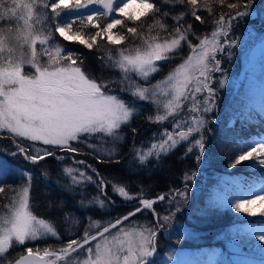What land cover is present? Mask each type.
I'll use <instances>...</instances> for the list:
<instances>
[{
	"label": "rangeland",
	"instance_id": "374dc122",
	"mask_svg": "<svg viewBox=\"0 0 264 264\" xmlns=\"http://www.w3.org/2000/svg\"><path fill=\"white\" fill-rule=\"evenodd\" d=\"M246 1L247 2L244 3V5H246L242 10L245 11L244 14L238 17L236 14L229 15V13H231L230 8L220 14L225 16V24L227 25L226 28L229 32L227 37L221 36L217 38L224 48L223 52L215 53V58L220 61V71L211 72V79L205 81L204 77L200 76L197 68L191 69L188 73V84L185 89V95L180 98V107L176 108L175 104H173L171 115H168L169 109L164 107L174 95L171 86L175 81L170 80L169 77L174 76L176 74V69H178L181 64L189 61V59L195 64L197 58L203 51L200 40H212V32L216 30L215 21L220 15L218 18L212 19L214 20V23L203 22L198 25L200 27H194V29H197L194 32L192 31L191 33L190 30V32L187 33L186 39L181 42L180 47L175 52L169 54V58L166 59H175L176 63L169 67L166 73L163 72L162 75H160L161 70L158 69V71L151 74L147 80L137 76L135 73H124L116 66L113 59H109V56H115L118 50L117 52L107 50L103 53V58H105L106 62L109 65H112V68H115L117 79L108 81L102 78L90 79L104 85L105 88H102V91L116 95L118 98L124 100L127 103L128 108L133 110L131 117L142 111H144L145 116L151 114V119L154 121L156 127L162 131L161 137L151 142L148 146L138 145L132 149L130 156L128 157L127 155L124 161L120 158L119 164L114 168L117 169L120 174H124L125 176H127V174L134 175V173L137 172L144 174L149 171L148 169L151 167L149 160L159 157L160 155L163 156L168 154L179 146L183 147L186 153H191L192 150L196 152L199 151L198 162H200V159L204 158L207 151L206 147H204L207 146L208 141L205 126L211 124L213 117L212 114H216L218 108L222 110L227 108L226 112H224L226 116H224V114L222 115L228 126L234 124L236 117L235 114L237 113L241 114V116H243L242 114L246 116L248 115L251 119L252 117L255 118V116L257 118L259 115H264V0ZM4 2L5 0H0V20H2L0 21V40H3L4 42V51L0 52V66H7L8 61L11 60L13 63L22 64V73L26 76H36L38 72L34 71V69L27 64V62L32 59L29 45L16 40L14 35L17 28L23 27V22L21 20L22 13L18 7L19 0H10V4H8L10 6H7L6 10L4 9ZM123 2L124 0H114L113 12L108 16L111 18H117V16L114 15L116 14L115 9L121 6ZM44 3L49 4L50 0H45ZM38 6L39 3L37 2V7ZM97 8L101 9L103 12L105 11L99 6V4H92L87 8L72 11L86 10L92 13L93 10H96ZM43 10L46 12L47 8H43ZM44 11L39 12L36 9L34 28L38 34L49 35L52 26L48 23L47 14ZM61 11L64 12L67 10ZM241 16L243 17L242 20L240 19ZM37 19L38 22H35ZM3 22L5 24H1ZM57 25L60 24L55 23L53 26L54 35L57 34V36H59L58 33H55V27ZM149 25H151V23L147 22L140 24L139 26L144 27V29H149ZM180 25L181 26L177 24L176 27H180L182 31L187 29L186 26H183L182 24ZM208 26L209 30H206ZM175 28H172V30ZM205 30L207 31L206 34L199 35L201 31ZM114 31L119 32V30ZM51 34L50 39L53 36L52 32ZM153 34L159 33L154 32L147 35L156 37V42L161 43L165 39H170L173 36V33H171L168 37L165 36L160 38L159 35ZM50 39L46 45H40L37 42V53L40 50L43 51L48 48L54 50L49 47L50 45H53V43H51L52 41L50 42ZM61 39L63 38L61 37ZM151 39L152 38L150 37L144 41H138L133 48L128 47L122 50L127 52L128 50L135 48L143 49L146 47L145 41H151ZM55 47L57 46H54V48ZM37 60L40 72H43L44 70H48L49 72L55 71L56 67H58L51 66L47 63V55H39L38 53ZM65 63L67 62L65 61ZM214 63L215 61L210 58L208 67L212 68ZM156 64L158 68V62H156ZM126 76H130V79H127ZM181 79H183V77H181ZM204 82L208 83L214 92L212 97V103L214 105L207 112L203 111V99L207 96V92L202 91L196 93L194 91L198 84L202 85ZM137 85L150 89L149 100H140L138 96L132 95V92L135 91ZM156 85H158V87H155ZM125 89H127V91ZM157 116H166V119L157 121L155 119ZM197 119H203L201 126L195 131L189 132L187 136L179 137L180 132H187L188 128L194 127V121ZM127 124L128 123H122L120 127ZM1 131H6L10 136L16 139L17 142L20 141L23 144L22 147L30 154H33V149L37 147H51L43 146L40 142H32L27 138L18 137L14 133L8 132L6 129H0V132ZM169 133L173 135L175 143L169 142L166 145L165 150H161L159 145L167 140V135ZM125 139L124 135H120V129L116 130V132L110 137L100 133L90 136L82 134L80 142H70L72 147L78 149L79 152H63L60 149H52V151L56 153V155H53L54 160L52 163L55 167L59 168L61 175L65 178L64 180L71 183L67 185L68 188L73 189L74 183H86L83 181L86 180V178L80 177L79 173L84 172L88 175V172L85 171H88V169L91 168L90 165L92 166L91 171L95 169L93 166L97 163L99 169L102 172H105V165L102 166L100 163H107L108 161L114 163L115 158L118 157V148H129V144L124 141ZM261 144H264V132L260 135L251 133L247 137H238L236 139L234 150L238 153L239 157V155L241 156ZM178 150L182 151L180 148ZM17 151L22 156H25L19 151V149H17ZM8 152L3 151L2 148H0V177L10 169L8 160L6 161V159H4L5 157H3L11 156L13 151ZM107 156H111L114 160L102 158ZM141 156H144L143 162H141ZM73 159H75V161ZM96 159H98L99 162H97ZM81 160L85 162L84 164H81L82 166L78 164ZM243 161L244 160L239 163L235 162L232 167H227L224 171L232 172L235 166ZM248 161H250L248 166L251 165L248 169L249 175L245 177L249 178L248 180L245 178L240 180L226 175L221 176L219 172L212 176V178L215 179L213 181L211 180V183H209L210 185L208 184L209 186H207L208 179H205L207 178V175H205L202 170L198 169L196 173L194 172L185 177L184 184L180 189L164 194L158 193L153 199L143 197L138 198L134 192L129 194V197H132L131 199L123 198L113 189V185L116 187H122L121 185L107 183L102 178H96L98 187H104V189H107V191L110 192L115 200L120 203L135 205L136 209L117 219L120 221L119 224H116L117 220H115L104 226L109 228L107 233H104L103 227L95 231L94 234H90L97 236V240L90 241L87 246L81 247L75 252L70 251L66 255L60 253L61 248H55L53 250L57 255L48 256V258H46L61 264H84L85 260L91 259L94 261L96 259L95 245L97 243L103 245L104 242L107 241L110 251L114 252L119 258L118 262H114V264H124V257L129 254L128 250L130 241L132 242L133 252H138L139 244L141 242L140 233L148 235L149 232H155L156 234V230L159 228L160 231H165L167 228H173L171 227V223L175 214L181 211H184V216H186L185 214L190 215L188 223L189 226H191V220L193 221V219H191V213H189L188 208L194 207V210L198 208V200L203 197L202 193L206 194L204 199L199 200V202L202 203L201 207L198 209L199 212L197 217L199 218L204 215L206 212L205 210L208 207L216 206V204H219L220 206L222 205V207H228L230 205L235 206L241 200L251 199L257 195L264 196V164H262L260 159L256 157L250 158ZM67 167L74 169L72 175H69L64 171ZM10 173L13 177L10 179L18 178L22 181V186L24 184L27 185L29 181V173H23L18 168H16V170H10ZM135 175L139 176V174ZM74 176L77 178L76 181L73 180ZM127 179L131 185L135 184L137 186L139 178ZM22 186H19V190L12 196L6 211L0 214V227L6 226L5 221L11 217L13 211L19 206L20 193L23 188H28L27 186ZM205 187H208L209 192ZM131 188L137 189L138 187ZM137 190L141 193L140 189ZM161 196L165 197L163 201L159 199ZM144 199L153 202L152 209L144 208L143 204L140 202ZM149 206H152L151 203H149ZM252 207L257 208L258 211L259 209H264V200H257L256 204L252 205ZM137 209L140 210L137 211ZM235 211L240 215V218H244L246 221L244 224H241L242 228L238 231V236H240L239 242L237 239V242L230 244L229 247L227 244V249L229 251H226L225 254H222L219 257L216 253L210 251L205 254V258L200 257L195 251L194 247L196 246L194 245L202 243L203 241L201 239V241L198 240L194 245H191V242H187L186 245H180L177 247L168 245L170 241L168 240L167 234L169 230H171L168 229L164 233L161 243L157 245V240L155 243L156 238L153 241L155 243V250L158 251L157 258L153 264H264V239H261V237H264V215H249L244 212ZM165 215L169 216L167 221L164 220ZM126 216L127 219H125ZM113 225L116 226L113 227ZM180 232L183 233L184 230ZM186 234H188L189 237H194V234H191V230H189L188 233L186 232ZM160 235L161 232L159 236ZM164 236H167V238ZM195 236H197V234ZM52 238L54 237L51 236V234L41 233L37 240H29L25 242V251H27L26 249L28 248H34L33 250H37V252H35L36 254L38 253L40 256H43V249L48 248L51 250V248L49 246L42 247V245H48L50 242L47 239ZM41 239L43 240L39 243V240ZM175 240L177 242L179 241L177 235ZM80 241L82 244L83 241ZM21 246L22 245L13 240L10 250L11 248ZM89 248L91 251H88ZM149 250H151V245H149ZM57 256H61V258L57 259ZM150 257L151 255L143 258L137 256V264H139L140 259L145 261ZM13 260L14 259H12L9 254L4 253L0 255V264H10Z\"/></svg>",
	"mask_w": 264,
	"mask_h": 264
},
{
	"label": "snow or ice",
	"instance_id": "6c2138e0",
	"mask_svg": "<svg viewBox=\"0 0 264 264\" xmlns=\"http://www.w3.org/2000/svg\"><path fill=\"white\" fill-rule=\"evenodd\" d=\"M164 3L186 4L190 6V14L201 23L204 22L198 14V8H205L211 11L208 0H203L202 4H198V0H163ZM221 4L224 0H219ZM99 4L105 10L103 15L108 16L113 12L114 0H52L50 5L51 13L58 17L61 10H78L87 8L89 5ZM44 8L49 7L47 3H41ZM19 9L21 10L22 28H17L15 31V39L26 43L31 49L32 59L27 64L37 71L36 76H26L22 73V64L8 61L7 66H0V129H6L10 133H14L21 138H27L32 142H40L43 146L33 149V154L29 155L19 144V151L25 155V158L32 163H38L49 156L56 155L52 149H60L63 152H79L73 148L70 142H80L81 135L90 136L93 134H105L108 137L112 136L119 129L122 123H128L132 116V109H129L127 103L118 98L116 95L102 91L104 85L91 80L83 73L80 66V57L74 53H65L61 47L52 49H44L41 54L47 55V63L56 67L55 71L49 72L44 70L40 72L38 69L37 60V42L40 45H46L49 42L50 35H41L36 33L34 28V18L36 17L37 0H19ZM228 8L236 10V16L244 14L245 11H239V5L229 3ZM158 11V7L152 0H124V2L115 9L117 16L124 17L127 21L137 22L142 18L149 17ZM168 16V12L163 13ZM185 13L174 17L175 20L183 19ZM231 15V13H229ZM98 18L94 15H88L86 20H80L81 26H90L96 29L92 34L86 35L83 31L77 29L73 31L74 23L69 22L62 26L55 27V33L70 43H79L88 49H93L99 37L103 36L107 44L118 46L122 44L126 36L114 29L125 23V20L120 18L112 19L103 26L97 22ZM225 16L220 15L215 21L216 30L212 32V40H200L203 51L197 58L195 64L186 61L176 69V74L169 77L174 80L172 89L174 95L164 107L169 109L168 115H171L173 104L176 108L180 107V98L185 95V89L188 84V73L191 69L197 68L200 76L204 77L205 81L211 79V72L220 71V61L215 58V53L223 52L224 48L218 37H227L229 32L225 25ZM2 21V20H0ZM38 22V19L35 21ZM166 29L167 26L157 19L155 25H149V31L152 27ZM192 25L184 31L180 27L174 29L172 38L165 39L162 43L156 42V37H152L151 41H145L146 47L143 49L135 48L127 52L118 50L115 56L110 55L109 59H113L116 66L124 73H135L137 76L147 80L149 76L158 71L156 62L163 61L169 58V54L175 52L181 45V42L186 39L187 33L191 30ZM127 33L133 38L139 36L137 27H127ZM3 40H0V52L4 51ZM211 54V57H210ZM214 60L212 68L208 67L209 60ZM65 61L67 63H65ZM183 77V79H181ZM130 79V76H126ZM155 87H158L156 85ZM127 91V89H125ZM196 93L202 91L207 92V96L203 99V111L207 112L214 105L212 97L213 89L208 83L198 84L194 90ZM133 96H138L140 100L147 101L150 99V89L137 85ZM157 121L166 119V116H157ZM203 119L194 121V127L188 128L187 132H180L179 137H185L191 131H195L202 124ZM171 142L175 143L172 134L167 135V140L159 145L161 150H165L166 145ZM155 147V146H154ZM259 158L264 164V144L258 145L252 150L238 157L236 163L250 158ZM144 156H141L143 162ZM78 163L84 164V161ZM64 171L72 175L74 169L67 167ZM80 177H85L84 172L79 173ZM91 179L90 177H85ZM76 176L73 180L76 181ZM115 192L123 198L131 199L129 193L124 187H116L113 185ZM3 189H0L2 192ZM182 194V193H181ZM29 189L23 188L19 197V206L13 211L11 217L5 221L4 227H0V255L6 253L12 246L13 240L20 245H24L26 241H35L41 233H48L51 236H57L56 230L44 220H38L28 210ZM161 201L165 197L159 198ZM98 202L100 199H96ZM257 200H264V196L257 195L251 199L239 201L235 208L237 211L247 213L249 215L261 214L264 215V209L252 207ZM145 209H152L153 202L144 199L140 201ZM151 203V207L149 206ZM140 209H137L139 211ZM127 219V216L125 217ZM169 219L168 215L164 216V220ZM120 221L117 220L116 224ZM116 225H113L115 227ZM109 231L108 227H104V233ZM155 232H149L148 235L140 233V244L138 252H133L132 242H129V254L124 257V264H137L136 257H148L152 255V250H149V245L155 239ZM80 240L71 239L66 247L60 249L62 255L68 254L70 251H77L79 248L87 246L90 241L97 240V236L90 235L85 232ZM264 239V237H261ZM88 251H91L89 248ZM96 259L85 260L84 264H114L118 262V257L114 252L110 251L107 241L104 244L97 243L95 245ZM57 255L54 251L48 248L43 249V256L38 258L43 261L45 257ZM33 257V249H27V257H21L16 261V264H27ZM61 256H57L60 259ZM54 264V262H53ZM139 264H144L143 259L139 260Z\"/></svg>",
	"mask_w": 264,
	"mask_h": 264
},
{
	"label": "trees",
	"instance_id": "16d2710c",
	"mask_svg": "<svg viewBox=\"0 0 264 264\" xmlns=\"http://www.w3.org/2000/svg\"><path fill=\"white\" fill-rule=\"evenodd\" d=\"M37 2L39 3L37 11H44V7L41 6V3H44L45 0H37ZM152 2L158 7V11L149 17L142 18L141 21H127L124 17L116 15L117 18L125 20L123 25L117 26V28L114 29L119 30V33L126 36V39L122 44L118 46L109 45L107 44L106 39L101 36L98 38L97 43L93 46V49L90 50L79 43H70L61 39V37L57 36V34L54 35V24L58 23L63 25L72 22L74 23L73 31L79 29L88 35L97 30L87 25L82 27L79 23L80 20H86L88 15H94L98 18L97 22L103 26L107 22H110L112 18L110 16L103 15L104 12L98 8L93 10L92 13L86 10H79L76 12H73L72 10L64 12L61 11L60 15L55 17L54 14L51 13L50 5L52 0H50L47 11H44L47 14L48 23L52 26L50 34L51 32L53 33V36L50 39V42L52 41L51 43H53V45H50L49 47L53 49L54 46L61 47L65 53H74L78 55L80 57L81 69L88 78H102L107 81L117 79V72L115 68H112V65H109L105 58H103V53L105 51L108 50L117 52V50H122L128 47L133 48L138 41H144L150 37L152 38V35L147 34H152L154 32H158L159 34L153 35H159L160 38L168 36L169 34L174 33L172 28H175L177 24H179V26L182 24L187 28L188 25L191 24V33L192 31L194 32L197 30L194 29V27H200L198 25L201 24V22L196 21L190 14V6L180 3H175L173 6L171 2L164 3L163 0H152ZM245 2L247 1L224 0V3L221 4L219 0H208L211 11L205 8H198L197 11L204 22L214 23V20L212 19L218 18L220 14L227 11V9H229V3L238 4V10L242 11L243 7L246 5H244ZM202 3L203 0H198V4ZM8 4H10V0H5V10L7 6H10ZM164 12H168L169 15L164 16ZM181 13H185L183 19L180 21L175 20L174 17L179 16ZM231 14L235 15L236 10L231 9ZM157 19L161 20L167 28L160 29L159 27L154 26L151 31H149V29H144V27L139 26L140 24L147 22H150L151 25H155V21ZM1 24L5 23L3 22ZM127 27H137L139 36L133 38L131 34L127 33ZM206 30H209V26ZM206 30L201 31L199 35L206 34ZM42 52L43 51L41 50L38 51L39 55H41ZM175 63V59L161 62L160 75H162L163 72L166 73L169 67L173 66ZM226 109L227 108H224L222 110L218 108V110H216V114H212L213 117L211 124H207L205 126L209 143L207 141V146H204L207 151L204 158L200 159V162H198L200 154L199 151L196 152L192 150L191 153H186L184 148L179 146L177 149L168 154L163 156L160 155L159 157L149 160L151 167L146 173L142 174L141 172H137L134 173V175L127 174L126 178H139L137 189H140L141 193H139L136 188H131V183L129 181L120 182L125 185V188L128 191L130 190L132 193L134 192L138 197L153 198L156 197L158 193L164 194L180 189L184 184L185 177L193 174L194 172L196 173L198 169L202 170V172L207 175V178H205L208 179L206 184L207 186L210 185L209 183H211V180L213 181L215 179L212 178V176L219 172L221 176H232L243 180L249 175L248 169L251 167V165L248 166V163L250 162L248 161L249 159H246L235 166L232 172H225L224 169L232 167L238 159V153L234 150L236 139L238 137H247L251 133L259 135L262 131H264V115H259L257 118L255 116V118L252 117L251 119L248 115L246 116L242 114L243 116H241V114L237 113L235 114L236 117L234 124L232 126H228L226 125V121L222 115L224 114V116H226L224 113L226 112ZM121 131L124 138H126L124 141L129 144L130 149L138 145L147 146L151 142L160 138L162 135V131L156 127L154 121L151 119V114L145 116L144 111L134 115L130 122L125 125ZM18 144L23 146L20 141L17 142L16 139L10 136L6 131L0 132V148H2L3 151L12 152L18 148ZM179 148L182 151L178 150ZM28 154L32 155L30 153ZM3 157H5L4 159H6V161L8 160L10 169L0 177V189H3V191L0 192V214L6 211L12 196L15 195L19 188L18 183H21V180L18 178L10 179L13 178L10 170H16V168H18L23 173H29V211L36 218L49 222L57 232L55 240H52L51 244L42 245V247H63L67 245L71 239L82 240L81 237L86 231L88 234H93L95 231L127 215L136 208L135 205L130 206L128 204L119 203L118 201H116L114 205L110 204L106 199H101L102 196L97 191L94 194L95 198L97 197L98 199L103 200V206H89V204H87V199H85L84 196L79 193H72L68 191L70 189L67 185L63 184L64 180L62 178L64 177L61 175L59 168L53 165L52 158H46L38 163H32L30 161H26L20 153ZM100 164H102V166L105 165V172H102L96 163L94 168L99 172V174L103 173L105 177L109 174L114 175L115 178H122L123 174H120L117 169H114L115 166L111 162H102ZM135 174H139V176H136ZM51 178H53V180ZM91 178H95L94 175H92ZM245 179L248 180L249 178ZM206 189L208 190V187ZM84 193L88 197L91 195V192L89 191H85ZM205 194L206 193H202L203 197L200 199H204ZM199 200V206L196 210H194V207L188 208L189 213H191V219H193V221L191 220V226H189L188 223V218L190 217L189 214H185L187 217L184 216V211L175 214L171 223V227L173 228L166 229H171L167 234L168 240L170 241L168 245L177 247L180 245H186L187 242H191V245H194V243H197L198 240H202V243L194 245L196 246L194 247L195 251L200 256L213 250L220 251L221 253L229 251L227 249V244L229 247L230 244L237 242V239L239 242L240 236H238V231L242 228L241 224H244L246 220L244 218H240V215L235 211V206L230 204L228 207H222V205L220 206L219 204L208 207L205 210L206 212L204 215L199 218L197 217L199 212L198 209L202 205ZM93 223H96L97 226L93 227ZM166 230L160 231V228L157 229L155 237V243L156 240L158 242L157 245L161 243ZM182 230H184L183 233L180 232ZM189 230H191V234H194V237H189V235L186 234ZM160 232L161 235L159 236ZM175 234L178 237V242L175 240ZM196 234L197 236H195ZM167 236L164 237L167 238ZM24 252L25 248L22 245L21 247L11 248V250L9 249L6 254H9L12 259H15Z\"/></svg>",
	"mask_w": 264,
	"mask_h": 264
},
{
	"label": "water",
	"instance_id": "95a60500",
	"mask_svg": "<svg viewBox=\"0 0 264 264\" xmlns=\"http://www.w3.org/2000/svg\"><path fill=\"white\" fill-rule=\"evenodd\" d=\"M151 250H152V257L148 260H145L144 261V264H152V262L155 260V258L157 257V252L155 250V247H154V244H153V241H152V244H151ZM21 257H27V254H25L24 256H21ZM20 257V258H21ZM19 258V259H20ZM18 259V260H19ZM14 264H16V262H14ZM27 264H50L48 262L45 261V259L43 261H41L37 255L33 254V257L27 261Z\"/></svg>",
	"mask_w": 264,
	"mask_h": 264
},
{
	"label": "flooded vegetation",
	"instance_id": "af4514ba",
	"mask_svg": "<svg viewBox=\"0 0 264 264\" xmlns=\"http://www.w3.org/2000/svg\"><path fill=\"white\" fill-rule=\"evenodd\" d=\"M240 19L242 20V19H243V17L241 16V17H240ZM225 25H226V24H225ZM226 27H227V25H226Z\"/></svg>",
	"mask_w": 264,
	"mask_h": 264
}]
</instances>
